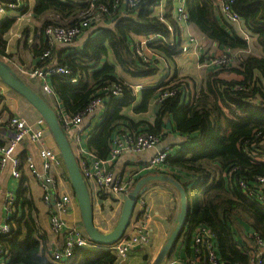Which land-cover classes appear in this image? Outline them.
I'll return each instance as SVG.
<instances>
[{"label":"trees","instance_id":"trees-1","mask_svg":"<svg viewBox=\"0 0 264 264\" xmlns=\"http://www.w3.org/2000/svg\"><path fill=\"white\" fill-rule=\"evenodd\" d=\"M34 1V15L42 19L37 35L39 44L32 49L37 59L50 49L44 38L48 27H74L84 17L96 16L99 6L108 9L101 19L106 27H100L97 32L91 29L82 46L71 48L74 43L67 48L52 50L57 53L59 63L71 70L69 77L53 76L50 80L65 111L77 116L94 99L101 98L104 102L103 111L93 119L87 143L88 150L96 158L106 160L114 138L124 133H147L162 141L164 134L168 133V122L186 138L180 150L169 155L164 169L152 174L173 177L185 188L190 201L186 227L170 257L181 241L193 256L194 232L200 226H207L214 232L224 262L250 264L244 247L254 251L256 239L264 240V210L251 202L238 185L242 180L252 184L257 178L264 177V161L248 157V154H255L256 158L264 160V56L247 53L248 42L239 37L233 26L221 20V1L185 0L187 23L195 26L205 40L216 45L214 54L208 59L226 57L234 64L210 72L203 87L193 96L189 93L188 79L175 74L155 87L142 89L137 93L140 94L139 100L132 87L141 85L132 84L119 73L143 80L167 72L168 68L164 69L159 62L147 63L145 60L150 56L146 53L140 55L135 41L137 37L155 33L169 35L167 25L155 11H151L160 4H165L163 16L176 30L178 39L171 47L159 41L150 48L167 62L183 53L182 30L174 18L176 0H140L136 7L129 9L114 8L116 0ZM92 6L94 12L87 15ZM234 9L264 53V0H237ZM27 10L28 5L21 12ZM13 24L11 20L0 23V58L21 65L20 59L8 54L5 39ZM95 26L96 23L93 28ZM44 63L40 62L39 66ZM224 75H234L235 78L224 79ZM75 78L76 84L71 82ZM115 86L122 88V95L118 98L111 94ZM32 88L53 107L49 97L39 88ZM165 92H170L171 96L158 102ZM187 95L189 99L185 97L183 102ZM153 103L156 108L152 121L145 118L136 123L123 113L134 106L135 113L147 114ZM148 175L137 176L134 187ZM13 208L16 216L9 221L11 232L0 236L4 264H54L47 258L46 238L40 235L37 210L23 182ZM198 256L200 263L197 264H209L205 248H200ZM120 259L104 251L79 250L70 264H117Z\"/></svg>","mask_w":264,"mask_h":264},{"label":"built area","instance_id":"built-area-1","mask_svg":"<svg viewBox=\"0 0 264 264\" xmlns=\"http://www.w3.org/2000/svg\"><path fill=\"white\" fill-rule=\"evenodd\" d=\"M140 0H116V7L134 8ZM220 2V17L221 20L233 26L242 39L246 40L252 47L253 38L250 32L247 31L240 14L235 11L234 5L237 0H219ZM27 7L25 0H0V20L9 12H19ZM165 4H160L151 8V11L159 16L169 31L166 36L163 33H155L146 36L137 37L135 41L138 45V52L141 55L146 53L150 56L147 63L156 64L159 62L164 69H166L168 62L159 56L154 50L150 48L151 44L162 42L168 46H174L178 39L174 27L169 26L164 18ZM94 6L91 7L87 15L94 12ZM108 9L99 6L96 16L84 17L81 22L74 27H65L58 25L56 27H48L44 32V38L50 45L39 59V62L44 63L42 66H35L33 68H23L17 63L9 61L8 63L18 72V74L28 83L37 81V88H39L44 95L49 97L52 101L53 108L56 111L60 125L67 135L74 155L77 159L81 173L87 184L94 208L99 206L102 196L109 199H114L121 213L124 198L133 190L134 183L137 176L155 174L164 169L165 162L171 152H158L150 161L145 163L137 173L123 175L115 168L118 160L125 154L139 155L146 151L154 150L160 143V138L147 134H130L124 133L114 138L110 155L106 160L96 158L87 148L89 140L90 128L94 125L92 121L89 126L85 125L86 119H97L101 114L103 107V100L101 98L94 99L86 110L77 116L69 115L62 104L60 103L56 93L54 92L50 80L53 76L69 77L71 70L68 67L62 66L59 63L57 53L53 49L67 48L72 46L79 38L84 37L91 29L99 30L100 27H106L102 24L103 14L107 13ZM174 18L181 30L187 24V15L185 12V0H176ZM97 26L93 28V24ZM190 43L197 46V41L193 38ZM188 50L186 45H183V53ZM251 52L249 48L248 53ZM238 54L234 56V60ZM232 61L223 57L222 59H210L208 65L216 68H229ZM72 83L76 84L77 79H72ZM3 87V88H2ZM4 87L0 83V106L6 100L4 94ZM133 92L142 90V87H132ZM113 98H118L122 95L121 86H115L112 91ZM171 96L170 92H165L158 99L161 102ZM189 96V95H187ZM187 96H184L183 102L186 101ZM186 97V98H185ZM91 125V126H90ZM9 135L5 144H0V177L3 171L9 166H12L11 176L14 181H19L22 177L21 167L22 161L17 154V150L25 140H29L34 145L39 147V156L42 160V166L38 167L36 163L30 159L26 163V167L33 179L38 183L42 192V200L49 206L48 216L50 222V231L55 236L62 238V246L58 250L52 252L49 260L54 264H70L75 260V252L79 250L86 251H104L125 259L128 252L138 247H148L152 242V235L147 225L148 217L146 197L140 196L136 206V216L131 219L129 228L125 236L116 244L108 247H100L95 245L87 236L84 230H81L76 225L67 223L65 217L70 213L74 197L66 193L61 185L62 178L66 176L61 172L63 167V160L59 150L48 148L44 143L45 136L50 134L48 126L42 117H39L34 123L28 122L26 119L18 115H12L6 126ZM252 160L264 161L256 158L255 154H248ZM68 181V180H67ZM239 188L244 195L253 203L260 206L264 210V177L257 178L254 183L248 184L242 180L239 183ZM16 202V194L9 192L7 195V206L9 210L14 209L13 205ZM135 215V214H134ZM11 232L9 222L0 227V236L7 235ZM253 235V234H252ZM193 247L195 248V257L190 259L186 264L200 263L199 255L200 248L207 250V258L209 264H227L219 255V250L214 236V232L207 226H200L194 232ZM246 255L250 258V264H264V240L256 239V250L252 251L244 247ZM4 249L0 245V264H4Z\"/></svg>","mask_w":264,"mask_h":264},{"label":"crops","instance_id":"crops-1","mask_svg":"<svg viewBox=\"0 0 264 264\" xmlns=\"http://www.w3.org/2000/svg\"><path fill=\"white\" fill-rule=\"evenodd\" d=\"M34 4V0H28V3L26 2V5H28V10L26 12H9L0 20V23L8 22L10 20L14 21L11 30L6 34L5 39L8 43V54L14 55L17 59H20V66L23 68H33L40 63L39 58H35L32 50L34 45L39 44L37 35L42 23V19L37 18V16L34 15ZM180 32L184 43L183 45H186L188 50L186 53H182L179 56L168 60V65L166 67V69H168L165 74L162 73L155 78L135 80L128 76L124 77L120 72V77L123 79L127 78L132 84L141 85L138 87L145 89L148 87H155L166 78L170 80L171 77L178 74L179 77H186L188 79L190 88L189 93L192 96L195 95V93L203 87L207 75L210 72L219 70V68L208 65L210 60L208 58L214 54L216 45H213L207 39L205 40L204 36L198 31V29L191 24L187 23L184 25ZM86 35L79 38L75 44L85 42ZM191 38L197 41L198 44L196 47L194 44L190 43ZM249 48H251V53L254 55L264 56V53L255 40L253 41L252 47L249 45ZM201 57H203L202 61L200 60ZM223 78L233 79L235 76L224 75ZM29 84L31 87H37V81L33 80ZM4 94L6 100L3 102L2 106H0V144H5L7 142L9 135L6 126L8 119L12 115H18L30 123H34L40 117L31 105L26 103L21 97L15 95L7 87H4ZM136 96L138 98L137 100H139L140 94ZM155 108V103H153L147 114H140L134 112L133 106L130 109H125L123 113H126L128 117L136 123L144 121L145 118H149L152 121ZM93 117H91V119H86V126H89L93 121ZM172 130H174V132L168 130V133L164 134L162 141H160L154 150L146 151L139 155L125 154L122 156L115 165L116 170L125 176L131 173L134 174L137 173L140 168L150 161L158 152H178L181 145L186 142V138L176 132V128H173ZM44 143L48 148L57 151L58 147L51 134L45 136ZM17 154L22 161L21 179L19 181H14L11 176V165L3 171L0 177V227L13 220L16 216L15 208L12 210L8 209L7 195L9 192H14L17 195L21 183L23 182V187L29 190V194L34 201L37 210L36 220L38 228L40 235H43L46 238V255L47 258L50 259L52 252L61 248L62 238L51 233L48 216L49 206L43 202L40 187L26 167V163L30 159H32L38 167L42 166V160L39 156V147L29 140H25L17 150ZM63 168H65V165L62 167L61 172H65ZM61 185L66 193H69L74 197L70 213L65 217L67 223L70 225H76L81 230H84L81 211L70 183L62 178ZM142 195L146 197L147 225L152 235V242L148 247H138L130 250L125 259H120L117 264H153L157 255L164 247L177 225L181 206L180 195L170 183H149ZM118 212L119 208L114 199H102L99 206L94 208V222L96 227L103 233L112 232L116 226ZM135 216L136 213L134 217ZM246 230L249 232V229ZM192 255L193 256H191L189 249L187 251L186 245L181 241L178 243L173 255L165 260L163 264H186L188 260L194 259V249L192 250Z\"/></svg>","mask_w":264,"mask_h":264},{"label":"water","instance_id":"water-1","mask_svg":"<svg viewBox=\"0 0 264 264\" xmlns=\"http://www.w3.org/2000/svg\"><path fill=\"white\" fill-rule=\"evenodd\" d=\"M0 83L5 85L14 94L24 99L46 122L50 134L56 142L68 174L70 185L78 202L84 231L95 245L100 247L112 246L125 236L131 219L135 214L137 202L140 196L145 192L149 183L167 182L175 188L180 195L181 203L177 225L153 263L163 264L164 261L170 257L172 250L181 239L183 230L186 227L187 212L190 201L185 188L173 177L166 174H151L140 179L129 195L124 198V204L114 230L110 233L101 232L94 222V204L87 184L81 173L71 143L60 125L56 111L8 62L1 58ZM167 129H173L171 122H168Z\"/></svg>","mask_w":264,"mask_h":264},{"label":"rangeland","instance_id":"rangeland-1","mask_svg":"<svg viewBox=\"0 0 264 264\" xmlns=\"http://www.w3.org/2000/svg\"><path fill=\"white\" fill-rule=\"evenodd\" d=\"M72 1H78V0H72ZM97 32V30H94V32ZM86 40V39H85ZM84 40V41H85ZM81 44H83V42H79V43H77V44H74L71 48H76V47H79ZM82 46V45H81ZM112 60V59H111ZM118 68V71H120V68L119 67H117ZM147 82V81H146ZM137 93H139V92H137ZM16 95V94H15ZM18 96V95H17ZM187 98L189 99V96H187ZM22 99V98H21ZM27 103V102H26ZM119 216H120V211L118 212V217H117V220H116V224H117V222H118V219H119Z\"/></svg>","mask_w":264,"mask_h":264}]
</instances>
